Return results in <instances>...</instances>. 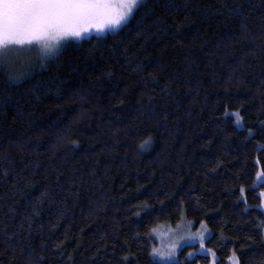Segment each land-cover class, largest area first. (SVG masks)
<instances>
[{"label":"trees","instance_id":"16d2710c","mask_svg":"<svg viewBox=\"0 0 264 264\" xmlns=\"http://www.w3.org/2000/svg\"><path fill=\"white\" fill-rule=\"evenodd\" d=\"M29 48L0 68V264H162L152 232L184 219L219 264H264V0H146Z\"/></svg>","mask_w":264,"mask_h":264},{"label":"snow or ice","instance_id":"6c2138e0","mask_svg":"<svg viewBox=\"0 0 264 264\" xmlns=\"http://www.w3.org/2000/svg\"><path fill=\"white\" fill-rule=\"evenodd\" d=\"M145 4L146 0H0V68L11 63L13 51L23 47L39 45L41 51L49 55L64 41L81 38L90 29L118 30ZM166 6L180 7L171 2ZM235 115L239 117L238 113ZM257 176L264 179L259 172ZM200 239L203 248L204 236ZM156 252L153 249V253ZM191 255L193 253H189Z\"/></svg>","mask_w":264,"mask_h":264},{"label":"rangeland","instance_id":"374dc122","mask_svg":"<svg viewBox=\"0 0 264 264\" xmlns=\"http://www.w3.org/2000/svg\"><path fill=\"white\" fill-rule=\"evenodd\" d=\"M118 30L98 32L94 29H90L88 33L83 35L81 38H69L68 40L64 41L54 54L49 55H45L41 51V46L39 45L32 47H35L37 49V52L42 57L49 58L57 55L62 50L64 45L71 40L80 41L83 39H88L92 36H104L108 33L116 32ZM31 50L35 52L32 48L29 47H23L18 50H15L10 54L11 59L25 57L28 55V53L31 54ZM235 113L236 112L232 113V116L234 118L236 117ZM238 118L240 120L239 123H237L236 118L235 123L238 127L243 128V122L240 115ZM258 172L261 173L262 176H264L263 169L259 168ZM262 184H264V179H261L260 177L256 176L255 186L258 187ZM259 194L261 196L260 209L264 212V188L260 189ZM262 229L264 233V225H262ZM201 235L204 236L203 248H201ZM210 236L211 230L205 223L196 224L195 222L188 219H184L183 221L175 225L161 226L157 228L154 233L152 232V258L162 264H171L181 260L180 254L184 247L197 246L196 249H193L189 252L193 253V255L189 256L188 254V258L192 259L197 254L208 255L211 258L210 264H219V258L217 257V255L212 250L208 249L206 246V241ZM153 249L157 250L156 254L153 253ZM197 249H200V251H197ZM231 258V260H227V264H237L238 258L235 255H233Z\"/></svg>","mask_w":264,"mask_h":264}]
</instances>
